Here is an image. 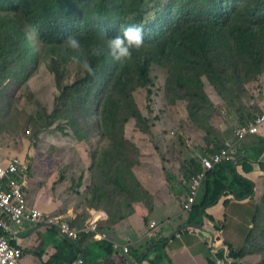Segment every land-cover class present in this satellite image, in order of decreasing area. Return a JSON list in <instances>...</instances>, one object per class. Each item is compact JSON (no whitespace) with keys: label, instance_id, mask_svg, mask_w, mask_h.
Listing matches in <instances>:
<instances>
[{"label":"trees","instance_id":"trees-1","mask_svg":"<svg viewBox=\"0 0 264 264\" xmlns=\"http://www.w3.org/2000/svg\"><path fill=\"white\" fill-rule=\"evenodd\" d=\"M241 1L169 0L164 3L169 8L163 15L159 4L149 12L146 5L151 1L148 0H0V58H3L0 67L22 55L17 48V23L31 27L43 42L53 45L64 42L69 34L76 35L81 42L83 58L95 71L83 70L73 82L62 84V93L72 104L78 102L84 107L81 113L88 112L92 97H98L92 92L96 82L100 77L105 78L106 95L102 105L97 104L98 128L101 129L98 132H102L111 144L100 159L109 168L103 174L108 178L107 183L112 185V195L118 191L132 195L140 192V203H146L151 201L150 194L133 173L139 157L134 160L132 156L128 157L126 146L135 151L138 148L126 138L125 129L131 119L138 126H145L148 119L139 109L132 91L123 87V79L133 76L147 86L152 82V67H165L172 102L178 99L187 101L188 114L194 119H199L201 112L205 115L208 109L212 113L211 108L216 107L203 90L204 79L212 82L219 95L229 100L236 88L243 87L264 72V3L263 0H257L260 4H253V0ZM129 25L143 26L144 42L139 49L133 50L130 60L115 62L108 55L106 41L98 34L105 30L109 36H114ZM95 49L101 50L99 55ZM71 55L72 50L66 46L67 64L74 63ZM111 66L112 72H108ZM255 116L248 114L246 121L240 124ZM143 131L149 134L150 128ZM217 136L207 135L205 140L209 144L205 143V155L223 146V135L219 140ZM92 159L93 169L97 170L98 158L94 154ZM123 162L125 166L120 164ZM184 170L189 174L188 179H192L202 170L201 160L191 159ZM246 175L230 163H222L209 171L203 186L204 199L193 207L189 222L200 225L201 219L206 217L216 230H222L223 224L207 209L216 206L221 199L224 204H229V196L236 200L254 199L256 182ZM99 200L103 199L99 197ZM258 215L255 213L254 227L243 246L239 250L230 249L228 259L232 264H242L239 259L247 252L261 254L252 249L259 222L264 223ZM156 247L159 249V245ZM157 252L163 261L160 251ZM261 255L262 261L258 264L264 263V254ZM218 256L227 258L224 253Z\"/></svg>","mask_w":264,"mask_h":264},{"label":"rangeland","instance_id":"rangeland-1","mask_svg":"<svg viewBox=\"0 0 264 264\" xmlns=\"http://www.w3.org/2000/svg\"><path fill=\"white\" fill-rule=\"evenodd\" d=\"M148 1H151L146 5L149 12L159 4L160 12L167 14L169 6L164 3L169 0ZM256 3L259 2L253 0V4ZM15 33L17 48L22 51V55L14 57L5 67H0V145L9 150L8 153H16L31 162L30 190L36 194L40 189H47L51 192V197L56 198L58 193L63 201L74 202L78 198L76 190L84 186L86 176L83 177V174L86 173L89 179L88 175H93L94 181L89 185L93 201L99 197L108 200L114 196L116 203H122V200L125 207L140 203V192L132 195L118 191L112 196V185L107 183L108 178L103 174L109 168L100 159L111 144L102 132H98L101 129L98 128L97 104L102 105L106 95L105 78L100 77L96 82L92 92L98 97H92L90 110L81 113L84 107L78 102L72 104L61 89L62 84L73 82L83 72L76 63L65 62V41L55 45L45 43L31 27L21 26L19 23ZM112 69L111 66L108 72H112ZM168 75V69L155 65L151 69L152 82L147 86L136 77H124L123 87L132 91L139 109L148 119L145 126H138L131 119L126 125L125 136L138 148L135 151L133 147L126 146L129 150L128 157L132 156V160L139 157L133 173L142 166L147 174L151 171L149 164L142 165L144 155L148 156L146 160L149 162L155 161L156 169L173 184L172 189L176 193H169L168 202L176 203L178 210L179 193L187 188L188 179L183 173L185 165L191 159L205 156L204 150L206 144H209L205 140L207 135L218 134V140L223 133L230 136L240 122L246 121L248 114L263 112L261 104L264 106V72L243 87L236 88L229 95V100L219 95L212 82L204 79L203 90L214 101L216 108H211L213 114L209 109L205 115L201 112L199 119L188 114L187 101L178 99L172 102L173 96L168 93L167 87ZM229 88L230 85L227 91ZM144 128H150V133L146 134ZM250 138L254 136L246 138L244 143ZM94 154L98 158L97 170L93 169ZM120 164L126 165L125 162ZM173 177L176 180L174 182L171 180ZM135 178L138 180L136 176ZM96 183L100 187L95 186ZM256 194L254 199L249 200L252 202L250 205L255 208L259 204H254V201L262 199V193L258 199ZM132 197L137 201H132ZM146 203L153 202L151 200ZM262 205L263 211L259 218L264 220V203ZM228 207L229 205L227 209ZM243 208L245 210L246 207ZM241 212L238 219L250 218L247 208ZM221 217L225 222V218ZM241 226L244 225L231 224L228 229L242 236ZM256 232L252 249L264 254V223L259 222ZM256 254L260 258L258 255L261 254ZM255 262H258V258Z\"/></svg>","mask_w":264,"mask_h":264},{"label":"crops","instance_id":"crops-1","mask_svg":"<svg viewBox=\"0 0 264 264\" xmlns=\"http://www.w3.org/2000/svg\"><path fill=\"white\" fill-rule=\"evenodd\" d=\"M264 113V106L261 104ZM264 123L260 126L259 134L248 136L250 138L244 143H236L234 132L227 136L223 133V144L227 141L235 142L238 151L237 167L241 173L247 174L250 180L255 181L254 191L256 198L262 193L264 200ZM263 126V127H262ZM237 127V126H236ZM144 148V147H143ZM9 150L0 145V154L4 156V161L11 158H21L15 154L8 153ZM205 152V150H204ZM191 155V154H190ZM198 156V159L202 157ZM147 155H144L142 165L149 164L151 171L147 174L145 168L140 167L135 170V176L142 187L150 194L153 203H134L125 207V203H116V199L110 197L108 200H92L89 194V185L94 181L86 176L88 183L80 186L75 193L78 198L74 201H63L58 195L51 197V192L47 189H40L36 194L30 190L32 181L29 177L30 185H26V194L29 205L41 211L43 214L61 215L72 222L77 228H83L88 222L99 224L102 234L107 237L103 240H95L93 236H83L81 239L73 241V244L63 236L47 219L46 223H22L14 227L8 235L11 244L22 251V261L25 264H70L75 256L83 255L87 264H215L219 254L224 253L229 257V251L239 250L246 237L254 227L253 218L255 213L261 216L263 203L259 199L254 204H259L256 208L250 205V199L236 200L229 196L231 200L224 204L223 199L216 206L207 209V212L215 215L217 221L223 224L222 230L218 232L208 218H202L200 225L189 222L190 213L182 211V203L188 195L191 183L189 174L183 171L188 181L187 188L180 192V199L176 203H169V193L173 192L172 182L166 179L163 173L156 168L155 161L149 162ZM23 160V159H22ZM142 171V174H141ZM75 176V175H74ZM171 180L176 181L173 177ZM97 183L95 184V186ZM100 187V185H97ZM159 186H161L159 188ZM203 186L198 198V203L204 199L205 191ZM85 187V188H84ZM84 188V190H83ZM113 189H111L112 191ZM28 192V193H27ZM113 192V191H112ZM176 192L174 191V194ZM119 198V197H118ZM173 196H171V199ZM226 203V201H225ZM229 205L228 209L227 206ZM243 207L249 210L248 220L238 219ZM257 209V211H256ZM259 209V211H258ZM111 213V214H110ZM225 217V222L222 217ZM56 216H53L55 218ZM58 217V218H59ZM156 221L162 224V231L158 237L150 238L145 235L150 223ZM194 221V220H193ZM241 223V231L244 235H239L229 231L231 224ZM118 243L119 249L114 248L113 243ZM123 245H129V252L126 253ZM159 245L158 247H156ZM160 251L163 261L157 251ZM256 253V252H255ZM246 253L241 257L242 264H258L262 261V255ZM258 258V262L255 260Z\"/></svg>","mask_w":264,"mask_h":264},{"label":"built area","instance_id":"built-area-1","mask_svg":"<svg viewBox=\"0 0 264 264\" xmlns=\"http://www.w3.org/2000/svg\"><path fill=\"white\" fill-rule=\"evenodd\" d=\"M263 123L264 113L256 115L251 121L243 125H239L235 130L234 139L236 143L244 141L248 136L258 134ZM237 156L238 151L235 142L227 141L218 151L200 158L202 170L191 180L188 195L182 203L183 213L189 214L196 205L207 173L222 163H230L236 166ZM30 171L31 162L27 159L22 160L16 157L6 162L4 156L0 154V264H25L21 259L22 251L13 246L8 237L14 227L25 222L37 225L46 223L48 219L70 242L81 239L83 236H93L95 240H103L107 237L101 233L97 222H88L80 229L69 220L47 216L30 206L25 191ZM161 231L162 224L152 221L149 228L146 229L145 235L158 239ZM112 243L114 248L119 249L118 243ZM123 249L128 253L129 245H123ZM71 264L87 263L83 255H80ZM215 264H232V261L228 258L219 257Z\"/></svg>","mask_w":264,"mask_h":264},{"label":"clouds","instance_id":"clouds-1","mask_svg":"<svg viewBox=\"0 0 264 264\" xmlns=\"http://www.w3.org/2000/svg\"><path fill=\"white\" fill-rule=\"evenodd\" d=\"M98 35L106 41L108 55L115 62L130 60L132 58L133 50L139 49L144 42V31L142 25H129L123 28L122 32L114 36H109L105 30H101ZM65 43L67 44V47L72 50L71 60L80 65L84 71L93 73L95 71L94 68L86 59L83 58L81 42L77 36L74 34L67 35L65 37ZM94 51L97 55H99L101 50L95 49ZM236 128L234 129V134ZM51 216L59 217L61 215L51 214Z\"/></svg>","mask_w":264,"mask_h":264}]
</instances>
